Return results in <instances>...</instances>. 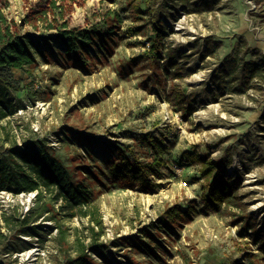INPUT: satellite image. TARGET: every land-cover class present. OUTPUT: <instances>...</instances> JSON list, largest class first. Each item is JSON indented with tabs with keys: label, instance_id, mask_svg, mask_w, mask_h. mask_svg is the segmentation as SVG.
<instances>
[{
	"label": "rangeland",
	"instance_id": "1",
	"mask_svg": "<svg viewBox=\"0 0 264 264\" xmlns=\"http://www.w3.org/2000/svg\"><path fill=\"white\" fill-rule=\"evenodd\" d=\"M159 5L169 29L163 44L185 56L184 79L172 80L149 63L136 62L151 45L149 16L132 20L121 1L0 0V16L7 20L3 29L27 35L39 47L32 74L16 72L20 86L9 99L17 112L0 122V146L9 148L7 139L20 146H49L72 180L92 191L91 211L104 227L102 232L92 216L54 200L53 190L30 203L0 195L1 261L75 264L84 244L88 255L83 264H264V246L249 236L246 223L250 215L264 232V91L234 92L242 89L238 81L220 87L215 99L211 82L230 54L247 61L257 60L255 50L264 56V0H224L201 14L171 0ZM64 25L77 31L98 26L112 38L104 47H88L91 55L75 57L62 48L59 31ZM207 38L221 47L203 59L197 43ZM175 85L197 107L188 118L169 100ZM148 133L164 148L166 166L151 177L158 187L146 192L113 181L105 163L117 150L132 160L154 159L142 144ZM189 154L216 162L232 158L226 175L240 184L246 214L238 209L222 216L203 212L204 180ZM176 206L183 211L193 206L192 220L163 226L161 217ZM41 215L35 224L22 222ZM27 227H37L36 234L27 233ZM30 250L36 253L24 256Z\"/></svg>",
	"mask_w": 264,
	"mask_h": 264
},
{
	"label": "trees",
	"instance_id": "2",
	"mask_svg": "<svg viewBox=\"0 0 264 264\" xmlns=\"http://www.w3.org/2000/svg\"><path fill=\"white\" fill-rule=\"evenodd\" d=\"M110 4L118 1L125 3L126 9L132 20H143L149 16L148 24L151 26L152 35L149 37L150 48L147 52L136 59L137 61L149 63L151 70L163 72L172 80L184 79L188 74V68L183 63L184 55L174 48L165 47L163 44L167 31L169 30L159 12L162 5L159 2L165 0H101ZM173 3L184 5L190 13L201 14L213 11L224 0H171ZM115 20L120 22L119 15L114 11ZM109 16V15H107ZM112 14L108 17L110 19ZM105 19L104 23L108 22ZM103 23V24H104ZM7 20L0 16V122L9 116L15 115L17 107L9 99L11 91H17L20 81L16 78V72L24 71L32 74V69L37 65L38 46L27 35L13 33L10 27L3 29ZM107 24V23H106ZM147 25V26H148ZM112 35L98 26L90 30H68L64 25L59 31V39L66 48V53L80 57L81 52L91 55L88 47H96L98 43L106 46ZM203 59L214 57L221 43L215 39L207 38L200 43ZM40 52V51H39ZM257 56L256 61H247L239 58L237 54L228 55L226 60L214 70L211 82L215 89L213 97L219 96L218 89L222 86H230L241 81L242 89H233L234 92L246 93L250 89L260 92L264 91V56L258 50L252 53ZM227 88V87H226ZM170 102L179 107L185 118L196 112L197 107L186 93L178 86H173L169 93ZM264 122V117L262 118ZM11 144L9 148L0 146V193L9 192L15 195L21 193L38 192L37 197H42L45 191L56 192L54 200H65L71 207L79 208L84 217L92 216L96 226L104 232L103 222L96 216L92 209V191L84 184L74 182L67 167L50 152V147L45 143L39 146L19 145L16 139H7ZM142 144L150 148L156 155L152 161L142 162L132 160L124 152L117 150V155L107 159L105 166L109 176L115 182H126L137 185L142 191H152L156 184L151 177L159 175L166 166L161 155L164 152L162 143L157 137L148 133L142 138ZM188 157L200 165V176L204 180L202 206L203 212L215 215H225L230 209H238L240 213L246 214L248 206L239 195L240 184L232 177L226 175L227 168L232 165V158L222 162L213 161L210 157L197 154H189ZM114 160V161H113ZM180 166V165H175ZM174 166V168H175ZM93 178L95 173L89 171ZM183 211L178 206L169 209L161 217L160 223L167 226L170 222L189 223L192 218V209ZM93 210V209H92ZM43 217L38 216L32 221L26 219L25 226L35 224ZM19 220V219H18ZM20 221V220H19ZM240 222V221H237ZM247 226L252 233L249 235L254 242L264 246V232L258 231L253 223L252 216L246 219ZM35 226V225H33ZM28 228V227H27ZM37 227L26 229V232L36 234ZM99 236V233H95ZM264 250V248H263ZM84 244L80 245L79 258L73 260L75 264H83L88 253ZM0 264H6L0 260Z\"/></svg>",
	"mask_w": 264,
	"mask_h": 264
},
{
	"label": "built area",
	"instance_id": "3",
	"mask_svg": "<svg viewBox=\"0 0 264 264\" xmlns=\"http://www.w3.org/2000/svg\"><path fill=\"white\" fill-rule=\"evenodd\" d=\"M175 168H179L178 166H175ZM7 194L8 196L11 197H20V198H24L28 201V203H30L34 198H36L38 192H31V193H21L19 195H15L13 193H9V192H1L0 195H5Z\"/></svg>",
	"mask_w": 264,
	"mask_h": 264
},
{
	"label": "bare ground",
	"instance_id": "4",
	"mask_svg": "<svg viewBox=\"0 0 264 264\" xmlns=\"http://www.w3.org/2000/svg\"><path fill=\"white\" fill-rule=\"evenodd\" d=\"M195 78L198 79V81H202L201 75H197V76H195ZM35 253H36V250H30V251L26 252V253L24 254V256L30 258V257L33 256Z\"/></svg>",
	"mask_w": 264,
	"mask_h": 264
}]
</instances>
